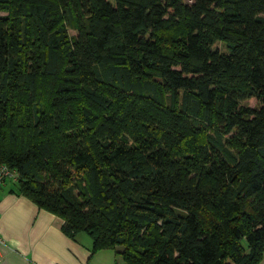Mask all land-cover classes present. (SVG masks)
Masks as SVG:
<instances>
[{
	"label": "trees",
	"instance_id": "1",
	"mask_svg": "<svg viewBox=\"0 0 264 264\" xmlns=\"http://www.w3.org/2000/svg\"><path fill=\"white\" fill-rule=\"evenodd\" d=\"M0 161L92 252L258 264L264 0H0Z\"/></svg>",
	"mask_w": 264,
	"mask_h": 264
},
{
	"label": "crops",
	"instance_id": "2",
	"mask_svg": "<svg viewBox=\"0 0 264 264\" xmlns=\"http://www.w3.org/2000/svg\"><path fill=\"white\" fill-rule=\"evenodd\" d=\"M62 218L17 192L14 179L0 186V264H126L114 248L91 251L90 236L74 238L61 229ZM258 264H264V252Z\"/></svg>",
	"mask_w": 264,
	"mask_h": 264
},
{
	"label": "built area",
	"instance_id": "3",
	"mask_svg": "<svg viewBox=\"0 0 264 264\" xmlns=\"http://www.w3.org/2000/svg\"><path fill=\"white\" fill-rule=\"evenodd\" d=\"M14 174V171L5 163L0 161V186L4 183L6 178L12 177ZM5 240L4 238L0 235V245H4ZM2 259V254L0 251V261Z\"/></svg>",
	"mask_w": 264,
	"mask_h": 264
},
{
	"label": "rangeland",
	"instance_id": "4",
	"mask_svg": "<svg viewBox=\"0 0 264 264\" xmlns=\"http://www.w3.org/2000/svg\"><path fill=\"white\" fill-rule=\"evenodd\" d=\"M187 2H189V1H191V0H186ZM69 33L70 34H74V33H76V29L75 28H69ZM215 46H217L219 49H222V50H225L226 49V46L224 45V43L223 42H217L216 44H215ZM245 105H248V106H255V105H257V101H256V99L255 98H250V99H247V100H245L244 102H243ZM80 233H82V234H84V235H86L87 236V233H85V232H80ZM89 236V235H88ZM120 259L122 260V258L120 257ZM123 261V260H122Z\"/></svg>",
	"mask_w": 264,
	"mask_h": 264
}]
</instances>
